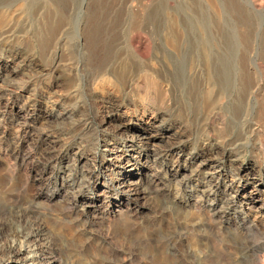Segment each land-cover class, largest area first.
<instances>
[{
	"label": "rangeland",
	"instance_id": "obj_1",
	"mask_svg": "<svg viewBox=\"0 0 264 264\" xmlns=\"http://www.w3.org/2000/svg\"><path fill=\"white\" fill-rule=\"evenodd\" d=\"M50 13V0H0V264L15 243L35 264H264L251 112L146 101L139 62L107 102L71 47L53 50Z\"/></svg>",
	"mask_w": 264,
	"mask_h": 264
},
{
	"label": "bare ground",
	"instance_id": "obj_2",
	"mask_svg": "<svg viewBox=\"0 0 264 264\" xmlns=\"http://www.w3.org/2000/svg\"><path fill=\"white\" fill-rule=\"evenodd\" d=\"M50 1L53 50L60 42L71 47L83 85L101 88L103 100L126 90L125 66L139 62L150 78L142 82L149 92L144 100L157 104L176 92L194 109L191 117L206 105L237 119L250 111L264 128V0ZM159 110L152 116L163 120ZM140 180L130 175L122 181ZM7 253V264H35L16 243Z\"/></svg>",
	"mask_w": 264,
	"mask_h": 264
}]
</instances>
